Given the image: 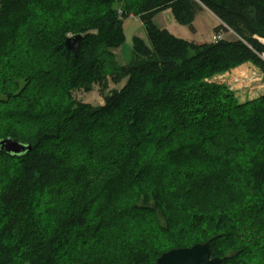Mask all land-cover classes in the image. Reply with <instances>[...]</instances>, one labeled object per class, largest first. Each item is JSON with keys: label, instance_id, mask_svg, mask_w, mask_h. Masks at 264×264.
Masks as SVG:
<instances>
[{"label": "trees", "instance_id": "1", "mask_svg": "<svg viewBox=\"0 0 264 264\" xmlns=\"http://www.w3.org/2000/svg\"><path fill=\"white\" fill-rule=\"evenodd\" d=\"M203 8L239 39L153 22L170 10L194 31ZM130 16L148 44L134 36L119 64ZM254 35L264 0H0V139L32 146L0 150V264H157L205 242L220 264H264V94L239 103L207 81L264 68ZM107 76L124 83L102 104L72 96Z\"/></svg>", "mask_w": 264, "mask_h": 264}, {"label": "rangeland", "instance_id": "2", "mask_svg": "<svg viewBox=\"0 0 264 264\" xmlns=\"http://www.w3.org/2000/svg\"><path fill=\"white\" fill-rule=\"evenodd\" d=\"M119 7V6H118ZM120 8V7H119ZM205 12V11H204ZM120 13V12H118ZM120 15V14H119ZM212 17L208 13L200 15L197 24L200 25L199 33L196 35L198 42H206L212 40L215 33L212 28H209V21ZM123 22V31L125 35L124 43L118 48L113 49L114 58L119 64H127L131 60V40L134 36L142 38L147 44L148 39L146 36L145 28L143 27L141 21L136 17H127ZM153 22L160 28H166L171 33L177 37L183 38L190 41L192 36L190 29L187 26L179 25L173 18L170 11L167 13H158L154 16ZM219 22L217 26L221 25ZM219 31H222V38L226 40H235L239 37L226 25H222ZM259 35H254L257 39ZM16 61V60H15ZM208 82H213L216 84H222L226 87L227 91L232 93L239 103H243L252 99H255L264 94V68L253 64L251 62H246L241 65L229 68L225 71L216 73L211 78L207 79ZM108 88L102 91L99 85H93V88L89 92L85 90L77 89L72 92V96L75 100L80 102H87L93 106L103 103V97L110 90L115 88H120L124 81L115 84L111 80L110 76H107Z\"/></svg>", "mask_w": 264, "mask_h": 264}, {"label": "water", "instance_id": "3", "mask_svg": "<svg viewBox=\"0 0 264 264\" xmlns=\"http://www.w3.org/2000/svg\"><path fill=\"white\" fill-rule=\"evenodd\" d=\"M81 35L69 37L65 41L67 49L76 54ZM30 144H22L11 137L0 139V150L10 155H20L30 150ZM222 259L210 256L209 242L197 243L191 247L175 248L163 252L156 260L157 264H220Z\"/></svg>", "mask_w": 264, "mask_h": 264}, {"label": "crops", "instance_id": "4", "mask_svg": "<svg viewBox=\"0 0 264 264\" xmlns=\"http://www.w3.org/2000/svg\"><path fill=\"white\" fill-rule=\"evenodd\" d=\"M168 11H170V10H165V11H163L164 13H167ZM206 13H208L211 17H212V20L211 21H209L210 23L208 24V26H209V28H212V30L218 25V23L219 22H221L215 15H213L209 10H207L206 8H203L202 10H200L198 13H197V15H196V17L194 18L195 20H194V23H193V26H194V31H191L190 30V32H192V33H190L191 34V36H192V39H190V41H193V42H195V43H203V42H198L197 41V39H196V35L199 33V26L200 25H198L197 24V21H198V19L200 18V15H202V14H204L205 12ZM163 12H161V13H163ZM171 12V11H170ZM166 29V28H165ZM168 30V29H167ZM169 31V30H168ZM170 33H171V31H169ZM189 40V39H188ZM207 43L209 42V41H206Z\"/></svg>", "mask_w": 264, "mask_h": 264}, {"label": "built area", "instance_id": "5", "mask_svg": "<svg viewBox=\"0 0 264 264\" xmlns=\"http://www.w3.org/2000/svg\"><path fill=\"white\" fill-rule=\"evenodd\" d=\"M221 34H222V31H219V32L215 33L214 36L212 37V40L211 41L216 42L218 40L223 39ZM257 40L260 43H262V45L264 47V35L263 36H260V37H257ZM258 55L264 61V51L261 52V53H259Z\"/></svg>", "mask_w": 264, "mask_h": 264}]
</instances>
